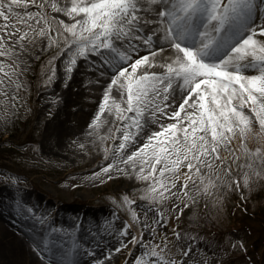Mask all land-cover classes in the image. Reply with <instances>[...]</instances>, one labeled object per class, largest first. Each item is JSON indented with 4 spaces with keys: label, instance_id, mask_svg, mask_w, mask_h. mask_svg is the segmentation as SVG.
<instances>
[{
    "label": "snow or ice",
    "instance_id": "obj_1",
    "mask_svg": "<svg viewBox=\"0 0 264 264\" xmlns=\"http://www.w3.org/2000/svg\"><path fill=\"white\" fill-rule=\"evenodd\" d=\"M0 19V57L7 58L0 60V94L7 103L23 105L19 66L45 53L44 86L59 80L68 87L78 72L91 76L102 98L87 135L119 143L103 146L111 162L89 178L103 184L134 175L146 182L132 191L147 204L127 191L109 194L116 210L104 232L93 226L95 234L79 217L56 227L9 184L15 190L0 207L47 224L26 232L42 264H81L86 255L92 264H110L129 243L138 252L125 264H210L197 260L198 237L179 221L196 196L240 187L239 176L227 177L234 163L241 167V153L264 157V0H0ZM105 113L114 127L102 133ZM253 134L260 140L254 149L247 144ZM250 180L245 172V186ZM119 209L128 219L117 228L111 221Z\"/></svg>",
    "mask_w": 264,
    "mask_h": 264
},
{
    "label": "rangeland",
    "instance_id": "obj_2",
    "mask_svg": "<svg viewBox=\"0 0 264 264\" xmlns=\"http://www.w3.org/2000/svg\"><path fill=\"white\" fill-rule=\"evenodd\" d=\"M58 15L63 17V14ZM2 23L3 20L0 19V24ZM51 51L54 52L56 49L53 48ZM49 54L45 53L44 56ZM42 57L40 60L33 58L30 64L19 66L21 71L18 75L23 87L18 94L24 103L18 110L7 103L0 94V200L12 196L15 189L9 187V184H13L20 188L29 206H37L45 218H49L50 215V218L55 220L56 227L61 225L67 227L79 217L84 227L91 229L93 234H95L93 226L97 224L104 232L109 228L104 221L110 220L111 213L116 210L109 194L119 198L121 192L127 191L137 203L147 204L148 201L142 200L139 192L132 191L139 189L146 182L136 180L134 175L116 176L103 184L89 178L93 171L98 170L106 162H111V159L105 160L103 146L106 144L111 148L113 143H119V139L114 141L106 136L101 141L97 134H93L92 139L88 137L87 140L77 135L75 125L78 124L80 116L76 110L78 104L75 105L80 101L77 94L80 92L79 95L82 97L81 91L94 90L93 85L88 82L92 77L86 74L81 86L76 88L72 82L77 73L73 80L67 82L68 87H64L59 80L44 86L39 63ZM0 60L7 58L0 57ZM8 63L11 64L13 61L9 60ZM2 77L3 74L0 73V78ZM99 88L96 86L95 89ZM61 95L69 98L70 106L61 107L64 106ZM9 96L11 97V91ZM100 100L101 98L95 103H99ZM19 103L20 101H17V104ZM82 108L81 111L84 113H95L98 105L92 110L90 107ZM65 112L69 117L67 134L61 139L56 135L51 136L48 128L58 118H62ZM113 118L105 113L108 123L102 126V133H107L109 127H114ZM109 135L115 137L117 134L113 131ZM259 143L260 140L255 134L247 141L248 146L253 149ZM81 144L84 145L83 148L80 147ZM240 163L239 169L235 163L232 165L233 173L227 177L228 180H233L235 176H239L241 178L239 188L233 184L232 189L224 187L214 195L196 196V203L184 210V215L179 221L181 230L198 237L193 243L199 245L203 255L197 253V260L206 259L210 264H264V157L251 155L245 157L241 153ZM247 164H251L252 167H247ZM245 172L251 176L248 186H245L243 181ZM257 172L259 176L256 175ZM16 176L22 178L17 182ZM6 177L12 179L6 180ZM163 206L170 209L172 201H165ZM0 211H4L11 219L26 227L31 228L34 225L41 231L47 228V224L41 225L27 215L17 216L14 209L6 210L0 207ZM138 211L143 217V209ZM151 215L149 213L150 217ZM121 219H128L124 209L118 210L117 219L112 220L111 224L119 228ZM11 227L17 228L14 225ZM145 238L147 239V234ZM14 239L23 240L18 235ZM85 239H89L87 234ZM10 241V236L3 238L0 236V250L4 246L7 252L6 256H0V264H6L7 259L12 260L15 257ZM240 241H243V246ZM26 250L28 253L31 251L27 246ZM26 250L23 248V253L28 255ZM137 252L138 248L129 243L120 254H115L110 264H125V260H133ZM80 259L81 264H92L91 258L87 255Z\"/></svg>",
    "mask_w": 264,
    "mask_h": 264
},
{
    "label": "bare ground",
    "instance_id": "obj_3",
    "mask_svg": "<svg viewBox=\"0 0 264 264\" xmlns=\"http://www.w3.org/2000/svg\"><path fill=\"white\" fill-rule=\"evenodd\" d=\"M81 76H83V75L80 72H78L77 77L74 78L72 85H74L75 88H76V86L77 87L81 86L82 80H83V79H81ZM93 87H94V90H93L94 92L93 91H91V92L81 91V94L83 95L82 97H81V95H79L80 94V92H79L77 95H78L80 101L75 104V105L78 104L76 110L80 115L78 117V122H77L78 124L75 125V130H76V133L78 136H80L84 139H87V140L92 139V137H93V135L92 136L87 135V133L91 131V129H89L87 127V122L90 120L91 116H93L95 113H92V112L84 113V112H82L81 110H83V108H84V107L82 108V106L90 107V110H92L93 108L97 107V105H98V103H95V102H98V99L102 98L101 88L95 89L96 86H93ZM74 92L75 91H73V94H74ZM67 95H69V94H67ZM62 99H63L64 106H61V107L70 106L71 101H69V98H67V97L64 98L63 95H61V101H62ZM82 99H84V101ZM67 121H69V117L65 112V114L63 115L62 118L61 117L58 118V120L54 124L50 125V127L47 130L48 133L51 136L56 135L60 139L63 138L64 135L67 134V132H68ZM88 137H89V139H88ZM0 212H2V213H0L1 214L0 215V236L2 238L7 236V235L10 236V238H11L10 245H11V248L14 249V256H15V257H13L12 260L7 259L5 261V262H7L6 264H42V258L30 246L31 241L28 239V237L26 235V232L29 229V227L21 225L18 221L11 219L4 211H0ZM9 224H12V225L16 226L17 228L11 227L12 225L10 226ZM8 227H10V229L13 231V234L10 233L11 230ZM36 230L41 231L38 229H36ZM16 234L21 239H23L24 241L23 240L21 241L19 239L13 240V238L17 237ZM26 246L28 249L31 250L29 253L26 250ZM23 248H25L28 255L23 253ZM6 255H7V252H6L5 247L3 246L2 249L0 250V256H6Z\"/></svg>",
    "mask_w": 264,
    "mask_h": 264
}]
</instances>
